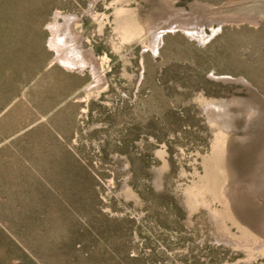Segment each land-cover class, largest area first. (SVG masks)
<instances>
[{
	"label": "rangeland",
	"instance_id": "rangeland-1",
	"mask_svg": "<svg viewBox=\"0 0 264 264\" xmlns=\"http://www.w3.org/2000/svg\"><path fill=\"white\" fill-rule=\"evenodd\" d=\"M31 1L23 35L12 43L33 49L40 62L33 77L56 63L87 81L66 95L45 92L57 101L53 109L21 123L22 110L29 115L36 104L27 84L11 103L25 95L24 109L13 105L12 126L0 116V131L12 133L0 142V264H75L79 246L89 252L85 260H102L106 240L123 234L127 254L145 264H264V194L240 198L244 184L264 175L253 135L263 131L262 117L254 114L250 134L242 128L247 105L259 106L252 89L264 95V0ZM231 2L237 5L226 7ZM205 7L257 20L223 24L198 39L185 28L205 24L210 36ZM12 57H25L24 48ZM143 86L155 98L135 107ZM183 114L198 122L187 130L190 143L172 132L150 137V148L142 140L120 144L118 128L128 122L144 131ZM141 146L149 153L133 166L124 152ZM142 221L147 239L131 248L128 234Z\"/></svg>",
	"mask_w": 264,
	"mask_h": 264
},
{
	"label": "trees",
	"instance_id": "trees-1",
	"mask_svg": "<svg viewBox=\"0 0 264 264\" xmlns=\"http://www.w3.org/2000/svg\"><path fill=\"white\" fill-rule=\"evenodd\" d=\"M29 2V5L33 3L31 0H27ZM50 0H45V3H49ZM26 0H0V97L3 100H0V116H7L6 120V129L11 127V119H12V109L13 105L21 104L19 102H22L20 109H24V99L25 95H22L21 98L18 101H15L14 104L13 101L20 97L16 94L19 93L20 89H22L25 85L30 84L29 86V92H31L34 96L33 101L29 102H36L35 106L33 108L30 107L31 112L29 115H25L24 110L19 121L21 123L30 122L34 119L35 113H37L39 116H45L47 115L51 109L55 106V103L57 101L53 100H47L44 97L45 92L49 93H63L64 95L67 94V90L71 89L73 87L78 88L83 81H87V78L85 75L78 74L76 72H69L63 69L62 67H58L55 65H49L47 64L36 76L33 77L34 70L38 67L40 62L38 63L36 57H31V52L33 49H28L27 52L26 46L27 42H23V48L25 50V57H12L13 54H15L17 51H22L23 48H17L13 47V39L16 41L18 40L15 34L19 33L21 36L24 32V24H25V14H26V7H25ZM11 5L15 6V9L11 10ZM6 7L8 12L6 13ZM29 10V9H28ZM27 10V15H28ZM5 14H7V17L5 18ZM9 18V21L7 23L6 19ZM45 31V29H44ZM46 45H42V49H40L43 54H47L48 50L46 49ZM28 57H30L28 61ZM45 59V57H44ZM157 82L161 83V86L163 90H167V84L166 79L163 76H158L156 79ZM176 81H180L179 79H176ZM144 88H141L136 91L135 95L133 96V101L135 103V107H139L138 101L139 99L148 98L149 100H153L155 98V91L153 87H147L143 86ZM74 90V89H73ZM72 90V91H73ZM28 92V91H27ZM27 94V93H26ZM39 94V97L37 95ZM143 97V98H142ZM131 98V96H130ZM8 112V115H7ZM167 112L170 114L169 116H172L175 114L174 109L168 108ZM135 115L138 117L137 112H134ZM179 114H182L181 112H176ZM116 115L118 117L122 116L120 112H117ZM133 114H129V119H136V116ZM192 115V114H191ZM50 121L56 120L58 123V118L49 119ZM151 120L154 122V118L151 117ZM9 122V123H8ZM152 122V123H153ZM19 123V122H18ZM17 123V124H18ZM163 124H166L169 128V131L166 133H163L159 130V127ZM43 124H39L36 126V128H40ZM198 125L194 124L191 119L187 118L183 114V119L178 117V120L176 118L167 119L164 121L156 122L155 124L148 125L146 130L141 131L138 129L137 125L134 123L128 122L127 129L123 132L121 128L119 129V136H121L120 144L123 146L128 140L132 142H136L139 140H142L143 142L147 143V147L150 148L151 146L148 144L149 138L154 135V138L165 136L169 133L174 132L175 134H181L184 133L188 137V141L190 143L192 139V135L194 133H191L190 131L192 128H196ZM123 126V123H122ZM106 126V129L110 128ZM36 130V129H35ZM4 132V133H1ZM102 133H105V131H102ZM12 133L5 131H0V142L5 141L7 138L11 136ZM8 136V137H7ZM130 136L134 137V140L130 138ZM199 139V138H198ZM197 140V139H196ZM202 142V141H201ZM192 146V145H191ZM145 152H148L146 148L143 146L137 148V147H131L127 152H124L127 154L129 160L131 161V164L135 166L136 161H138L140 158H144ZM149 153V152H148ZM76 164V163H74ZM117 220H123V217L116 218ZM143 221L142 222H136V229L132 230L130 234H128V238L130 239L131 248H134L135 243H138L140 240L144 241L147 238L142 236V227H143ZM125 235H112L107 239L106 241L108 244L102 248L100 251H98L97 254H99V258L102 260H96V261H87L89 257V252L84 250L85 246H79L75 248L73 252V258L75 264H145L144 262L137 261L135 259H138V256H133L130 254V252L127 254V251H129V248H127L124 243ZM128 258H131L132 260H129Z\"/></svg>",
	"mask_w": 264,
	"mask_h": 264
},
{
	"label": "bare ground",
	"instance_id": "bare-ground-1",
	"mask_svg": "<svg viewBox=\"0 0 264 264\" xmlns=\"http://www.w3.org/2000/svg\"><path fill=\"white\" fill-rule=\"evenodd\" d=\"M233 4L237 5V4L233 3V2H231L226 7L232 6ZM221 10H222V8L219 9L218 7H215V8H213V7H205V9L203 10V11L206 12L207 18L211 19V21L207 24V27L211 30L210 36L207 34V32L205 30V26H206L205 24H198V23L188 22V25L186 26L185 31H187L193 37H197L198 39L208 40L209 37H211L212 35H214L215 33H217L220 30V28H221V26L223 24L232 23V22L236 23L237 21H243L245 19H247L250 22H255L257 20V17L254 14L250 13V12L249 13H245V15L239 16V20H238V19H236L237 17L234 18V16L232 14L228 13V16H227V14L226 13H222ZM211 15H213V16H222V17H225V18L217 19V18H213ZM223 15H225V16H223ZM253 16H255V17H253ZM243 18H245V19H243ZM215 23H217L216 26H215ZM174 25H175V23H169L168 24V26H171V27L174 26ZM184 25H186V24H184ZM54 64H56V63H54ZM66 71H69V70H66ZM69 72H73V71H69ZM239 80L245 82V80L243 78H239ZM246 86L250 87L248 84H246ZM250 89H251V87H250ZM252 90L256 92V96L251 95L250 98H255L258 101L259 106L257 107V105L253 101L247 100V102H253V103H250L251 105H247V107H249L251 109V111H247V113L244 115V118L246 117L245 121L248 118L247 121H246V125H243V127H242L243 130L246 131V132L244 131L245 135L250 134V133L247 132V128L248 127H249V129H251V126H252V129L249 131V132H251V131H255L254 129L258 125L255 121H253L254 114L257 113L259 110H263L264 111V95L258 93L254 89H252ZM239 100H237V102ZM249 113H251V114H249ZM260 115H263V114H260ZM261 123L264 125V117H262V122ZM253 135H255V137H256L255 140H259V143L262 145V150L260 152H264V138H263L264 137V129H263L262 132L259 131V132L255 133ZM246 148H251V146L250 147L248 146ZM260 163H264V158H262ZM258 179H259V177H258ZM243 190H246V187ZM254 192H256L257 199L261 200V198H258V192L264 194V190H262V188H259V189H256ZM244 194H247V191H244Z\"/></svg>",
	"mask_w": 264,
	"mask_h": 264
},
{
	"label": "water",
	"instance_id": "water-1",
	"mask_svg": "<svg viewBox=\"0 0 264 264\" xmlns=\"http://www.w3.org/2000/svg\"><path fill=\"white\" fill-rule=\"evenodd\" d=\"M258 112L260 114L264 115L263 110H259ZM258 112L255 113L256 118L264 117L263 115H260ZM261 154L264 157V152H261ZM259 164H260L259 166L261 167V170H262V168H264L263 167L264 163H259ZM261 170H260V172H261ZM258 174H259V172H258ZM258 177H259V179H258ZM244 185L246 187V190H243L245 188L244 187L240 192V198H242V199H246L244 197H249L251 195V192H254L256 189L262 188V190H264V175H262V173H261V176L256 175L250 180V182L247 185L246 184H244ZM244 191H247V194H244Z\"/></svg>",
	"mask_w": 264,
	"mask_h": 264
}]
</instances>
